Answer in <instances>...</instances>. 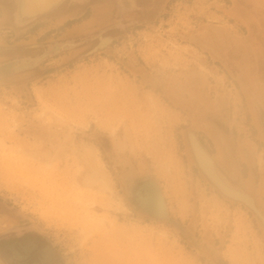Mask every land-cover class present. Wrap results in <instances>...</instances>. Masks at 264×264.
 Instances as JSON below:
<instances>
[{
    "label": "rangeland",
    "instance_id": "rangeland-1",
    "mask_svg": "<svg viewBox=\"0 0 264 264\" xmlns=\"http://www.w3.org/2000/svg\"><path fill=\"white\" fill-rule=\"evenodd\" d=\"M239 5L232 14L228 0H174L157 21L122 31L105 49L79 47L0 79V197L48 236L64 264H218L170 220L140 208L137 190L147 179L158 184L170 218L225 264H264L261 223L208 180L187 137L196 132L226 167V153L218 156L224 146L212 142H220L224 125L264 172L256 108L214 52L237 60L254 53L264 62V41L251 26L256 16ZM104 11L73 27L17 34L2 27V15L0 46L96 31ZM97 167L114 192L87 188L85 177Z\"/></svg>",
    "mask_w": 264,
    "mask_h": 264
},
{
    "label": "flooded vegetation",
    "instance_id": "flooded-vegetation-1",
    "mask_svg": "<svg viewBox=\"0 0 264 264\" xmlns=\"http://www.w3.org/2000/svg\"><path fill=\"white\" fill-rule=\"evenodd\" d=\"M173 1L60 0L54 3V5L52 4L51 8L38 11L29 16L23 13V0H0V16H5L2 27L12 31L14 34L23 33L27 30L36 31L39 28L52 24L54 26L58 25L63 27L70 25L73 27L79 19L83 23L91 16L93 18L98 13H101L99 12L100 10H105L103 13V23L96 31H91L92 28H86L84 35L63 40L58 39L59 36H57L52 39H38V41L33 43L18 45L16 47L11 45L0 46V55H11L7 60L0 61V79L20 71L35 70L41 64L46 63L48 59L79 47L87 46V53L105 49L111 45L122 31L142 23L157 21ZM228 1L232 8L234 6L233 0ZM237 1L242 5L243 11L249 8L254 13L256 22H251L252 29L256 37L264 41V0ZM131 13H134V17L136 18L128 19L126 17L127 14ZM243 29H245V33L247 34V28L243 26ZM225 57L226 55L221 56L222 61L224 63L226 62L233 69L238 79L241 76V81L247 89V93L250 95V102L258 112L259 124L264 133V62L262 61V65H260L254 53L250 55L252 60L246 57L242 60H237L238 58L235 59L233 52H231L229 58ZM233 59L238 62L239 67L242 69L239 70L234 67L232 64ZM260 126L259 128L254 127V130L257 136L260 133L264 138L263 133L260 131ZM220 128L222 129V133L218 134L220 142L217 143L218 146H224V149L219 150L218 156L222 159V154L226 153L225 159H223L226 167L222 165V162L218 160L215 152L210 151L203 139L196 132L188 130L187 137L189 139L190 133H193L214 161L218 176L219 174L220 176L222 175L230 185L243 190L244 192H239V194L249 204L255 203L258 209L257 212L248 209L261 223L264 231V209L257 204L253 194H250L240 183L242 176L247 177L248 174V167L246 162L243 161V158L250 159L253 157V153H245L243 150L239 152L235 147L236 140L231 134V131L224 125H221ZM212 142L217 147L216 142ZM259 143L264 147V140ZM194 160L196 166L199 167L195 158ZM0 261L3 264H64L60 253L53 247L48 236L38 232L11 203L1 197Z\"/></svg>",
    "mask_w": 264,
    "mask_h": 264
},
{
    "label": "bare ground",
    "instance_id": "bare-ground-1",
    "mask_svg": "<svg viewBox=\"0 0 264 264\" xmlns=\"http://www.w3.org/2000/svg\"><path fill=\"white\" fill-rule=\"evenodd\" d=\"M58 1H60V0H23V3H22V5H23V8H22L23 9V13L27 14L29 16L33 15V14H35L38 11L46 10L48 8H51L52 4L54 5V3H57ZM234 3L235 4H234V6L231 9V13L232 14H240V11H241L240 10L241 6L239 5L240 2L238 3L237 0H234ZM238 9H239V11H238ZM246 20L247 19L245 18V22L249 24V21L247 22ZM251 34H252V32H251ZM214 47H216V46H214ZM214 52H215L216 56H218V57H221V56H224V55L227 54L226 51H221L220 50V52H219V50H217V49H214ZM225 58H229V55L226 56ZM240 81H241V76H240ZM242 85H243V88L245 90H247L243 83H242ZM257 113L258 112L256 110V122L260 126L259 118H258V114ZM260 131H261V133H263V129H262L261 126H260ZM263 135H264V133H263ZM118 145L120 147L122 145V143L119 142ZM193 147H194V151H195L196 157H197L200 165L202 166L204 171L208 174V176L211 178V180H214L215 182L221 184L223 187L227 188L228 190L232 191L233 193H235L237 195H240L239 192L240 193L244 192L243 190H239L238 188L234 187L233 185H230L228 183V181L226 180V178L223 177L222 175L220 176V174H219V176H218V174L216 173L215 166H214V161L211 159V157L204 150V148L202 147L200 142H198L197 140L193 139ZM95 148H96V146H95ZM87 150H88L87 154H90V155H93L94 152H95L90 147H88ZM95 158L98 159L97 157H95ZM103 168H104V164H103ZM85 183H86L87 188H89V190H91L90 188L93 189L94 185H97L98 187H100L104 191L114 192V190H115L112 180L104 172V169L98 168V167L97 168H93L92 171L88 172V174L85 177ZM95 188H97V187H95ZM102 190H99L98 192H100ZM158 190L161 191L159 189V187H158ZM104 191H102V192H104ZM160 193L157 191V189L151 188L150 193L148 195V200L150 201L149 204L152 203V205H151L152 208H154L155 210H158V211H161V209L163 208L161 199L159 198ZM146 200H147V196H146ZM164 210L166 212L165 206H164Z\"/></svg>",
    "mask_w": 264,
    "mask_h": 264
},
{
    "label": "water",
    "instance_id": "water-1",
    "mask_svg": "<svg viewBox=\"0 0 264 264\" xmlns=\"http://www.w3.org/2000/svg\"><path fill=\"white\" fill-rule=\"evenodd\" d=\"M214 36V35H213ZM215 40V39H214ZM216 45L219 47V40H216ZM216 46V47H217ZM207 49H209L210 52H212V47L210 45H206L205 46ZM238 81L240 82L242 88V82L240 81V79H238ZM244 91H246L243 88ZM246 95L250 98L249 93H247L246 91ZM251 99V98H250ZM258 121V120H257ZM259 127V125H258ZM263 138V137H262ZM193 139L197 140L199 142V140L196 138V136L193 133H190L189 136V145H190V149L194 155V158L196 159L200 169L202 170V172L205 174V176L208 178V180L217 187V189L227 198L230 199L231 201H235V202H239L242 205H245L247 208H249L250 210H254V211H258L257 207L254 204H249L247 201L244 200V198L241 195H237L235 193H233L232 191L228 190L227 188L223 187L221 184L215 182L214 180H211V178L208 176V174L204 171V169L202 168V166L200 165L194 148H193ZM264 140V138H263ZM158 184L153 180V179H147L145 181H143L140 186L139 189L137 190V201L138 204L140 206V208L142 210H144L146 213L153 215L157 218L160 219H166V220H170L172 223H174L177 227H179L180 229V234L182 237H184L186 240H188L189 242L193 243L196 246H200V247H204L210 254H212V256L217 260L218 264H225V260L222 258L221 254H218L216 251L213 250V248L209 247L208 245H206V243L202 242L201 240L197 239L195 237V235L193 234L192 230L182 226L181 223L177 222L176 220L170 218V216L165 212L164 210V206H165V201H164V197L162 195V192L158 190ZM151 188H155L157 189V191L160 193L159 198L161 199L162 202V206L163 208L161 209V211L155 210L154 208H152V203L149 204V200H148V195L150 193ZM160 189V188H159ZM240 190V189H239ZM251 194V193H250ZM146 196H147V200H146ZM155 207V206H154ZM259 214V212H258Z\"/></svg>",
    "mask_w": 264,
    "mask_h": 264
},
{
    "label": "crops",
    "instance_id": "crops-1",
    "mask_svg": "<svg viewBox=\"0 0 264 264\" xmlns=\"http://www.w3.org/2000/svg\"><path fill=\"white\" fill-rule=\"evenodd\" d=\"M261 140L263 141V138ZM216 144L218 146L217 142ZM219 150H221L220 147ZM255 158L257 157H251V160L243 158L248 167V174L247 177L242 176L240 183L248 192L253 194L257 204L264 209V175L261 168L258 167L260 161Z\"/></svg>",
    "mask_w": 264,
    "mask_h": 264
}]
</instances>
